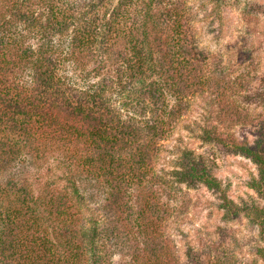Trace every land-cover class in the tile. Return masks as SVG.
Returning <instances> with one entry per match:
<instances>
[{
    "label": "trees",
    "instance_id": "trees-1",
    "mask_svg": "<svg viewBox=\"0 0 264 264\" xmlns=\"http://www.w3.org/2000/svg\"><path fill=\"white\" fill-rule=\"evenodd\" d=\"M190 13L187 0H0V264H111L118 253L134 264H161L162 228L171 216L161 199L182 186L203 185L221 194L228 214L241 213L208 158L167 142L192 100L207 94L219 125L228 119L264 129V113L251 118L246 110L264 105V74L232 79L233 64L199 46ZM74 70L86 88L69 76ZM50 92L86 121L49 118L45 111L56 106ZM99 102L107 107L100 114ZM129 126L137 135L126 136ZM184 129L250 158L258 168L252 186L264 201L263 130L250 142L216 126ZM178 153L172 171L157 173L162 155ZM52 160L46 180L30 179ZM56 171L66 189L56 186ZM94 189L112 198L96 210L99 218L81 209ZM244 211L264 242V206ZM259 253L264 260V246ZM186 262L203 260L176 258Z\"/></svg>",
    "mask_w": 264,
    "mask_h": 264
},
{
    "label": "rangeland",
    "instance_id": "rangeland-1",
    "mask_svg": "<svg viewBox=\"0 0 264 264\" xmlns=\"http://www.w3.org/2000/svg\"><path fill=\"white\" fill-rule=\"evenodd\" d=\"M187 1L191 8L190 23L198 33L196 38L199 46L208 55L222 57L225 64L232 63L233 65L229 66L232 79L243 74L244 80H247L249 79L247 73L250 74V78H253L255 74H264V0ZM69 76L77 80V86L86 88L81 81L84 76L78 70L69 73ZM243 93L242 91L240 94L243 95ZM48 98L51 106L56 105L45 111L49 118L50 116L54 118L52 120L80 125L86 121H80L73 115L71 107L60 102L53 92H50ZM213 100L214 97L209 94L205 98L193 99L185 122L176 131V137L167 142V145L173 146L176 139V143L181 144L180 148L192 149L197 155H204L208 158L210 164L215 168L214 174L222 183L226 197L234 202L235 209L237 206L241 213L231 215L229 212L228 214L222 207L225 202L221 194H217L203 185L190 190L186 186H182V191H178L175 197L169 198L163 195L161 204L168 207L171 216H168L169 223L164 224L162 228L163 234L160 242L167 248H162L163 251L160 250L164 253L162 255L165 258L161 264H176V258L186 260L193 253L201 258L204 264H264L259 253L260 248L264 246L260 230L245 215L244 211L253 205L264 206V201L252 186L253 179L258 177L257 166L246 156L229 153L221 148L204 144L195 137L193 132L184 128L186 125L196 128L198 124L209 128L216 126L220 130L234 132L241 140L248 138L250 142L255 140L258 132L264 131V129H260L263 127L261 125L257 127V131L249 122L233 125L234 122L228 121V119L224 120V125H219L221 118L217 113L218 107L215 106L217 104H214L215 107L209 104ZM97 105L99 106L96 112L99 114L107 109L101 102ZM2 108L6 110L10 106L3 105ZM249 108L251 118L264 113V105L253 103L246 110ZM94 118L97 117L93 115ZM207 120H211L210 123H207ZM133 127L129 126L128 130H123L127 137V132H130L129 137L137 135L138 130L135 126ZM179 155L180 153L169 155L166 158H163L162 155V159L156 164L157 173L165 174L161 172L162 169L166 172L172 171ZM53 164L52 160L50 166L43 168L41 172L32 170L33 174L30 179L35 181L33 178L38 174L43 175V179L48 178L50 167H53ZM54 179L58 188L66 189L67 185L63 180L62 171H56ZM92 193H94V200L90 201L88 206H81L82 213L87 217L93 210L96 211L100 209V206L106 205L109 201L112 202L110 196L108 202L105 200L108 195L107 190L94 189L90 194ZM99 213L101 214L96 211L94 218H99ZM126 255L119 253L112 255L111 264H134L133 256ZM137 260L139 263H143L146 258L140 256ZM186 264H190V262H186Z\"/></svg>",
    "mask_w": 264,
    "mask_h": 264
}]
</instances>
